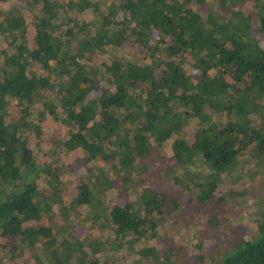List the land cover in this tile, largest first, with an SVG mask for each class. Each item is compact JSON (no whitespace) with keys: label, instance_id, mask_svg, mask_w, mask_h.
Masks as SVG:
<instances>
[{"label":"trees","instance_id":"1","mask_svg":"<svg viewBox=\"0 0 264 264\" xmlns=\"http://www.w3.org/2000/svg\"><path fill=\"white\" fill-rule=\"evenodd\" d=\"M55 1L23 0L10 17L0 14V248H26L35 255L39 244L45 262L36 264H71L70 249L86 254L84 264L107 263L112 256L104 253L105 235L85 253L70 221L28 226L52 213L50 197L40 195L44 188L35 152L25 141L32 131L31 109L77 128L57 141L43 181L59 186L66 165L51 162L81 153L84 178L72 205L91 204V181L105 184L92 163L100 144L101 157L120 168L129 186L143 183L144 176L135 172L150 170L161 159L159 148L169 146L176 166L165 176L205 208L219 185L247 172L242 153L256 165L264 160V0H111L105 8L104 0L97 5L96 0H66L63 10L73 12L72 26H60L52 13ZM243 3L250 4L249 15ZM84 14L92 15L93 30L91 20L78 17ZM131 37L134 46L126 53ZM99 52L108 58L91 63ZM187 59L200 71L199 79L184 69ZM97 82L104 85L98 95ZM48 90L50 96L43 95ZM13 101L23 114L15 124L3 117ZM96 114L101 120L87 126ZM190 122L195 126L191 142L184 129ZM165 195L149 183L127 206L99 200L96 216L107 220L117 241L114 257L133 251L132 264H179L171 259L172 246L160 258L147 245L159 235L162 207L171 213L182 208L178 195ZM226 195L216 198L217 205ZM257 215L256 232L233 236L220 264H264V212ZM212 220L218 227L211 212Z\"/></svg>","mask_w":264,"mask_h":264},{"label":"rangeland","instance_id":"2","mask_svg":"<svg viewBox=\"0 0 264 264\" xmlns=\"http://www.w3.org/2000/svg\"><path fill=\"white\" fill-rule=\"evenodd\" d=\"M110 1L104 0L102 7L108 6ZM22 2L23 0L0 1V14L10 17L12 9L19 7ZM65 2L66 0H56L53 4L52 13L59 18L60 26H72L73 12H65L63 10ZM95 5H97V0ZM104 8L99 9V11L103 12ZM242 9L245 15H249V12H251L250 4L243 3ZM78 17L84 22L91 20L89 28L93 30L94 26L90 25L93 22L92 15L84 14ZM96 17L95 15V21L97 20ZM11 25H16L15 20ZM8 38L10 37L8 36ZM27 38L28 42L32 44L31 30L27 31ZM134 42V37L128 39L127 46L124 48L126 53L134 46ZM262 44L264 45V40ZM125 50L124 53L116 50V53L127 55ZM107 58L108 56L105 52H99L97 56L92 57L91 63L96 64ZM187 60L189 63H183L184 69L193 80L199 79L201 76L200 71L191 66L192 59ZM95 87L98 95L104 85L101 82H97ZM50 94L51 90H48L44 91L43 95L50 96ZM31 112L32 131L27 134L25 141L27 146L35 152L41 173L39 186L44 188L43 191H40V195L44 194L50 197L49 203L52 205V213L43 217L37 223L31 222L28 225L29 227L36 228L41 223L59 227L63 226L66 221H70L74 226L72 233L75 237V242L82 244V249L85 253L90 252V248L96 239L105 235L104 237H107L109 243L104 253L112 256L109 257L111 259L107 263L128 264L131 262L132 264V260L135 258L133 251H127L126 255H120L118 258L112 255L116 249L117 241L113 234L108 232L107 220L96 216V212H100L98 202L101 200L105 205L114 202L127 206L137 200V192L150 183L163 191L166 194V198L171 195H178L179 204L182 207L176 213H171L166 207H162V213L158 214L160 217L159 235L149 239L147 245L156 248L155 254L160 258H163L166 248L172 246L170 256L173 262L177 261L179 264H220L223 255L232 247L233 236H238V234L243 232L242 237L249 238L256 232L257 214L264 212V160H260L259 164L256 165L254 158L246 157L242 153L241 159H246L245 168L247 172H244V175L240 178L230 179L229 182L219 185L213 191V198L208 202L207 207L201 208V206L196 205V202L188 200L190 194L187 190L180 185L174 184L168 176H165L164 171L174 165L172 151L169 146L159 148L161 159L154 162L150 170L144 166L141 172H135L136 177H139L138 175L144 176V182L137 183L134 181L132 182L133 186H137L133 187L132 185H125L124 178L126 176L120 171V168H112L113 163L101 157L103 146L99 144L95 151L96 158L92 160V163L97 167L96 174L103 176L102 181L105 184H102L101 180L98 182L91 181V206L72 205L70 201L78 193V180L84 178L85 166L82 161L80 163L77 159L81 153L73 151L69 155H60V158L51 162L52 167L61 163L66 165L67 171L59 177V186L55 188L49 187L43 181L47 178L48 161L52 157L53 148L57 146V141L67 139L71 131L78 132L77 128L74 124L55 122L48 115L39 116L34 107ZM252 115L256 116L254 113ZM22 116L23 114L15 104V101L3 115L5 121L11 124L21 121ZM225 117L226 115L223 113L220 120L224 121ZM100 120L101 115L96 114L87 126ZM184 129L186 138L191 142L195 131L194 124L190 122L184 126ZM132 139L133 134H131ZM176 169L178 170V167ZM228 192H231L232 196L226 195ZM220 195H226V199L222 204L217 205L216 198ZM213 205H216V207L212 208L211 206ZM211 212L218 219V227L213 226L214 220L209 221V213ZM127 238V236L123 237V239ZM134 248H138V245H135ZM9 250L10 246L6 249L0 248V264H36L45 262L39 244L35 248V255H32L26 248H17L14 252H8ZM69 251L73 256L71 264H84L86 254L73 249ZM197 256H201L202 259H197ZM104 262V260H100L101 264H104Z\"/></svg>","mask_w":264,"mask_h":264}]
</instances>
